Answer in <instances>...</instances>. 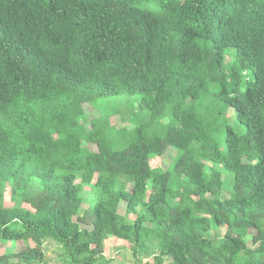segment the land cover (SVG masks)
<instances>
[{
	"label": "trees",
	"instance_id": "trees-1",
	"mask_svg": "<svg viewBox=\"0 0 264 264\" xmlns=\"http://www.w3.org/2000/svg\"><path fill=\"white\" fill-rule=\"evenodd\" d=\"M109 96L130 107L90 119ZM109 237L264 264V0H0V264H45L49 239L108 264Z\"/></svg>",
	"mask_w": 264,
	"mask_h": 264
},
{
	"label": "rangeland",
	"instance_id": "rangeland-1",
	"mask_svg": "<svg viewBox=\"0 0 264 264\" xmlns=\"http://www.w3.org/2000/svg\"><path fill=\"white\" fill-rule=\"evenodd\" d=\"M96 107H92L90 105H86V112L89 115V118H95L98 112L96 109H101L103 113L107 114V111L118 109V108H129L130 103L127 101L126 98H119V96H109L104 98L103 100H98L95 104ZM230 118L231 122L236 126L237 129H239L238 125L234 118V109L232 108L230 111ZM113 123H116L117 125H120L121 117L120 115H115L112 118ZM86 125L90 127V123L86 122ZM91 147L92 144H90ZM176 151L171 148L165 153L164 156L155 157L151 160V164L154 167L163 166L168 167L170 163L172 162V158L175 155ZM88 189V188H86ZM85 195L88 197V193L85 192ZM5 204L6 205H13V202L10 198V188H7L5 191ZM125 201H122L120 204V212L122 214L125 213ZM25 206H28V204H25ZM88 202L84 203L83 210L87 209ZM226 232V227L221 226L219 227L217 233L220 235H223ZM254 232V231H253ZM12 243L9 242L7 245H4L1 247L0 252L4 251L7 246H11ZM132 243L128 240L117 238V237H109L105 240V254L108 258H110V261L108 264H143L144 262H149V264H155L154 256H151L149 258H146L143 260V262H139L135 259L133 251H132ZM24 246L23 241H18L15 244V248L19 249ZM46 249H45V264H62V258H61V247L59 244H57L54 240L49 239L46 243ZM97 264H107L106 261H99ZM164 264H167L166 262Z\"/></svg>",
	"mask_w": 264,
	"mask_h": 264
}]
</instances>
